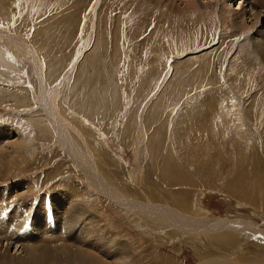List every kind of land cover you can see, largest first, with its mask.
Returning a JSON list of instances; mask_svg holds the SVG:
<instances>
[{"label":"rangeland","instance_id":"1","mask_svg":"<svg viewBox=\"0 0 264 264\" xmlns=\"http://www.w3.org/2000/svg\"><path fill=\"white\" fill-rule=\"evenodd\" d=\"M231 1L212 0L200 8L204 14L193 16L160 10L148 0H101L98 5L96 0H0V133L11 127L13 132L0 142V148L5 146L0 191H16V184L26 183L17 200L28 202L34 211L46 199L48 209L46 221H39L44 217L40 214L34 222L18 204L7 206L8 213L16 208L27 219L19 217L12 226L22 241L37 227L54 226L50 196L70 190L78 197L71 202L76 219L99 218L106 234L115 233L116 239L128 243L130 264L264 261L262 235L257 238L228 227L203 233L180 224L162 228L144 224L135 211L91 184L85 177L87 166L76 161L88 153L101 166L98 172L108 187L138 203L166 193L179 200L183 191L192 217L244 221L264 230V199H239L227 188L234 176L229 170L240 175L256 169L257 174L251 171L255 176L251 183L257 176L264 180V57L250 43L253 31L233 23L234 10L246 3ZM176 3L185 6L183 0ZM261 19L264 29V11ZM96 43L103 57L90 55ZM93 59L100 64L98 74ZM98 78L93 99L88 91ZM79 105L92 110L91 116L78 110ZM47 107L70 130L81 154L74 155L63 145ZM157 141L162 153L155 158ZM187 147L192 152L183 150ZM198 149L213 158L206 165L202 156L200 162L184 161L186 171L195 176L192 185L171 186L161 180L163 153L171 150L181 161L188 152L192 159ZM217 162L228 172L226 168L217 172ZM209 172L218 178H209L206 186L199 177L206 178ZM251 189L249 193L255 194ZM257 191L264 194V187ZM160 198L157 203L167 204V198ZM78 202L87 211L82 216ZM33 211L28 214L33 216ZM218 239L228 241L220 247ZM15 247L10 253L18 255L22 248L17 252Z\"/></svg>","mask_w":264,"mask_h":264},{"label":"bare ground","instance_id":"2","mask_svg":"<svg viewBox=\"0 0 264 264\" xmlns=\"http://www.w3.org/2000/svg\"><path fill=\"white\" fill-rule=\"evenodd\" d=\"M100 1L101 0H96V5H98L100 3ZM148 1H149V3H152L155 7L160 8V10H166V11L171 12V13H173V12L177 13V11H178L179 13H183V14L184 13L188 14L190 12L191 14H193V16H201L204 13L202 12V10L200 8L204 9L206 3H208V2L210 3L212 0H210V1H208V0H183L185 6L175 5V4H177L176 0H148ZM218 1L220 3L227 4L231 0H218ZM240 1H241L240 3H243V2L246 3V6H241V7L239 6V7H237V10H234L233 13H234L235 18H233V23L235 24L236 27H239V28L244 29V30H247L248 28H250L253 31L252 36L250 38V43L253 45V48L255 49L257 55L260 54L264 57V29H262V24H261V22L263 21L261 19V16H262L263 11H264V0H240ZM179 2L181 3L182 1H179ZM170 4L171 5L173 4V5L171 6ZM173 6L174 7L177 6L178 10L172 9V8H174ZM247 8L249 9L248 11H247ZM94 16H95L94 22L98 23L99 19L97 22L96 14H94ZM97 40H98V38H97ZM97 45H98L97 43H96V45H94V47H93L94 49H93V51H91L90 55L103 57L104 56L102 53L103 51H101L102 48L98 49ZM85 63H87V62H85ZM109 63H110V61H109ZM93 64H94L93 70L95 71V73L100 72V70L97 71V69H98L97 66H98L99 62L96 63L95 60L93 59ZM99 67H100V64H99ZM39 69H40V67H39ZM80 69H82L80 71V73L83 72L84 66H82V68L80 67ZM94 71H92V72H94ZM66 73H68V71ZM103 73H104V71H103ZM177 74H179V73H177ZM65 76H67V74H65ZM93 76H94V74H93ZM40 77H41V75H40ZM101 78H98V81H96V80H95V82L92 81V83H91L92 91H88L89 95L91 94L94 96V93L96 92L97 87L99 86L98 85V82H100L99 79H101ZM230 85H231V83H230ZM232 88H233V91H235V88L233 87V85H232ZM236 91L238 92V90H236ZM236 91H235V93H236ZM93 99H95V96L93 97ZM47 106H48V104H47ZM45 109H46V112H50V116L52 117L51 119H53L54 120L53 122L56 123L54 126L58 130V133L60 135V138L62 139L63 145L64 144L67 145V147L72 151V154H74V155H76L77 153L81 154L79 147L77 145H75L74 140H72V137L70 136V133H69L70 130L68 131L67 130L68 128L65 129L61 119H59V121H61L62 124L56 119L57 114L52 113L51 107H47ZM78 110H80V111L84 110L83 111L84 113H86V111H87L88 116H91V114L93 113L92 110H90L88 108L85 109L81 105H79ZM88 113H90V115ZM37 124H36L37 130L39 132H41L39 130L41 125L38 122H37ZM10 132H12V127L8 130H6V129L1 130L0 135H3V136H0V142H3V140H1V139H4V141H5L6 137L8 136V133H10ZM18 134L20 135V133H18ZM17 139H18V137H17ZM75 140H77V139H75ZM156 143H157V145L153 146V148H154L153 149V155L155 156V158H157L160 155V153H162L159 141H157ZM216 144H217V142H216ZM202 146H204V145H202ZM3 147H5V146L3 145L2 148H0L1 149V152H0V172H1V168H2L1 160H3V158H4V157L2 158V156H3L2 152L4 149ZM216 148H215L214 152L215 151L220 152ZM14 149H16V148H14ZM18 149H19V146H18ZM219 149H221V147ZM183 150L192 152L193 148L187 147V148H184ZM195 150H196V146H195L194 151ZM200 150L198 149V152L196 151L197 153H195L196 155L194 154L195 155L193 157L194 160H192L193 158L191 159L192 156H189V154H188L189 152L186 155L188 157L182 158L183 160H181V161L174 159L175 155L173 154V152H171V150L167 151L166 154L163 153V156H162L163 160H162L161 171H160L161 180H163L164 182L166 181L171 186L172 185L174 186L177 184L192 185L194 182L193 178L195 176L193 177V175H191V173L189 171H186V169L183 166V163H184V161H189V163H192V161L194 163L200 162L201 161L200 156H202L199 153ZM205 152H206V147H205ZM203 153H204V151H203ZM209 153L210 152H208V155H206V153L203 154L202 165H206V161H209L210 159L213 158V157L210 158ZM12 154L13 153H11V155ZM82 154H83V151H82ZM86 154H87V156L81 155L82 157H80V158L77 157L76 161L79 163V165L82 164V165L87 166L85 177L88 178V181L91 184L95 185V187L99 188V190H101L102 192H106L108 195H110L112 197V199H115V201L117 200L118 202H120L121 205H123L124 207H126L128 209H132L133 211H135L137 213L136 215L139 216L140 220H142V222L144 224H148L152 227H159V228L173 227V226L178 227V224H180V225H182L181 227L184 226V228H188L190 230H194V229L203 230L204 231L203 233H205V231L208 232V230L210 232L211 229L214 230L216 227L221 228V229L228 227V228H232L234 230H237V229H239L241 231L244 230L248 234H250L251 236L257 237V238H259L258 235H262V238H264V230L260 231L259 229H257L255 227V225L253 223L250 224V223L242 221L240 224V222L238 223V221H231L229 219H226L224 221L223 220L217 221V220H215V219L213 220L211 218L210 219L198 218L197 216L192 217L191 215H189L190 213H189V210H187V206H186L187 194L183 191H179L180 195H181L179 200H177L175 198V196L171 197L173 195L169 196V194L166 193V194H161L163 196H159V197H157V195L154 194L155 196H153V199H154V201L156 200V202H154L153 200L150 201V199H149L150 202H146L145 204L144 203L143 204L138 203L135 201L136 199L134 200L131 197H128L127 194H125V193L121 194L120 191L118 192V191H116V189L108 187L107 180L104 179V177H102L98 172V169L100 170L101 166L96 164L93 161V159H91V156L88 153H86ZM184 154H186V153H184ZM216 154H218V153H216ZM254 156L256 157V155H254ZM136 157H138V156H136ZM214 158H216V157H214ZM190 159H191V161H190ZM5 162H7V160H5ZM158 162H160V161H158ZM210 163H208V164H210ZM213 164H214V162H213ZM3 165H4V163H3ZM151 165L152 164H150V167H151L150 170H152ZM154 165H155V163H153V166ZM258 166H260V164L257 165V167ZM154 167L156 168V166H154ZM224 168H226V171L228 172V168L226 167V165H222L219 162L216 163L217 172H219L221 169H224ZM232 169H236V168L232 167ZM259 169H257V170H259ZM252 170H251L252 172L257 174L256 169H252ZM197 171L199 172L201 170L196 169L195 172H197ZM234 171H236V170H234ZM261 171H263V170H261ZM261 171L259 170L260 173H261ZM204 172L205 171L203 169L201 173H204ZM250 172L249 173L241 172V174L239 175V173H236L233 171L230 172V170H229V173L233 174L234 176L232 178V182L229 183L227 188L232 189L233 194H235L239 199L248 198V199H251L250 200L251 202L258 200V198H260V197L264 199V194L263 193L259 194V192L257 191V190L261 191L262 187H264V180L259 179V176H257V178H256L257 182L255 184H252L251 178L255 177V176L252 175V177H251L250 174H252V172L251 173ZM229 176H231V175H229ZM260 176H261V174H260ZM209 178L210 179H212V178L216 179V178H218V174H216L214 172H209L208 177H206V178H205V176H202L201 178L199 177V181L202 180L201 182H206L205 185L209 186L211 184V181L209 180ZM240 180L244 181V183L242 182L243 184L241 186L239 184H236ZM261 180H263V181H261ZM197 181H195V182H197ZM230 181H231V177H230ZM25 184L26 183L22 184L21 182L16 184V189H17L16 191H10L8 193L0 191L1 192L0 193V221L3 220V222L0 225V261H5L7 263L17 262L18 264H67V263L68 264L69 263L70 264H130L132 254L130 252L131 250L129 249L128 243L116 239L115 233L113 234L112 232H110L109 234H106V231L104 230V226L101 225L99 222L100 221L99 218L95 219L93 216H90V218H88V216L86 215L87 217L85 219H83L84 217L76 219V216L74 213L75 207H73L71 205V202H77L78 197L75 194L71 193L70 190H67V191L65 190L64 192L61 191L60 193L57 192L56 194L54 193L53 195L50 196V199H51L50 201H52V203H53L52 209H54L56 211L55 217H56L57 221L55 222L54 226H52L50 228H44V230H42L40 227H37L34 230V234L33 233L29 234V236L25 237L26 241H22L21 240L22 235H20V234L16 235V233L12 231L13 229H16V228L12 227V226H14V222L17 221L19 219V217H22L23 220H27L26 218H29V219L34 220V222H37V220L39 219L38 216H40V214L43 215L44 217L42 219H39V221H46V218H45L46 215L44 214V212H45V210H48L47 207L43 204V201L46 200L45 199L46 196L42 197L43 199H45V200H41L42 204L36 205L37 207L34 208V209H36V210H34L35 212L33 210H31L33 207H30V205H29L30 208L28 207V204H27L28 202L23 203L21 201L22 202L21 203L20 201L17 200V198L19 196H21L20 195L21 193L19 194V192H20V190H22L24 188ZM197 184L198 183H196V185ZM202 186H204V184ZM252 187L256 191L255 194L249 193L250 191H252V189H251ZM11 189H12V187H11ZM0 190H2V189H0ZM130 193H131V191H130ZM160 197H163L164 200L167 198V204L171 203V205L169 204L167 206V204L166 203L163 204V202L157 203V201L161 200ZM163 199H162V201H164ZM45 202H47V200ZM14 203L18 204L17 206L23 207L24 210H27L28 216L25 219H24L25 216L24 217L21 216V214H19V211L16 208L13 210L11 209L12 212L8 213L7 206H10ZM175 203H176V205H175ZM172 204H174V206ZM176 206L181 207V209L180 210H179V208L177 209ZM77 209H79V215L80 216H82L84 213H87V211L84 209L82 204L79 202L77 204ZM182 209H184V210H182ZM31 211L34 212L33 216L31 215L32 213L28 214ZM29 222H30V220H29ZM77 224L80 226H78ZM48 230H50L49 233H48ZM261 233H263V234H261ZM219 238L222 239L223 237L222 238L219 237ZM212 240H213V238H212ZM218 241H219V246L221 247L222 245H226L228 240H219L218 239ZM18 244H20V245H18ZM13 246H16L15 248H17V252L19 251V249L22 248V250L18 252V255L10 253V249ZM103 247H104V249H103ZM105 257H111L112 260L107 261L104 259ZM259 261H261V260H259ZM259 261H256L253 264H264V261H262V262H259Z\"/></svg>","mask_w":264,"mask_h":264}]
</instances>
